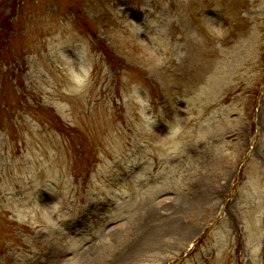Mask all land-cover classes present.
I'll return each instance as SVG.
<instances>
[{"label": "rangeland", "instance_id": "rangeland-1", "mask_svg": "<svg viewBox=\"0 0 264 264\" xmlns=\"http://www.w3.org/2000/svg\"><path fill=\"white\" fill-rule=\"evenodd\" d=\"M0 264H264V0H0Z\"/></svg>", "mask_w": 264, "mask_h": 264}]
</instances>
